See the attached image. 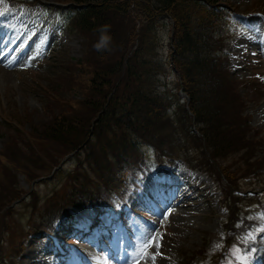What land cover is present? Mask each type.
Wrapping results in <instances>:
<instances>
[{"label":"rangeland","instance_id":"obj_1","mask_svg":"<svg viewBox=\"0 0 264 264\" xmlns=\"http://www.w3.org/2000/svg\"><path fill=\"white\" fill-rule=\"evenodd\" d=\"M40 1L54 4L66 0ZM226 1L243 14L240 17L236 14L233 21L214 23L215 26L210 31H219L220 36H215L214 32L203 48L201 44L196 47L201 46L197 50L198 56L204 60V63L200 62V66L192 70L193 63H184L183 58H191L192 54L176 56L179 61L175 62L178 63L181 79L178 78V72L173 73L167 65L177 50L173 41L178 40L168 19L153 24V29H150L147 22L140 18V13L135 11L133 24L129 25L131 20L127 19V23L122 26V31L132 30L135 33L126 56L129 59L133 55L130 63L135 72L141 75L137 85L144 92L158 94L161 97L160 104L169 113L166 112L158 119L157 128L151 135L145 133L143 139L134 138L139 144L138 151L133 153L131 150L134 156L127 159V163L135 166L139 160V167L135 166V171L120 168L127 175V184L118 193L121 197H107L104 189H101L103 204L107 208L98 203L90 210L75 213L80 219L87 215L93 218V215L104 210H119L120 226H125L120 237L109 242L111 248L106 246L109 251L111 249L114 252L112 261L102 262V254L95 255L96 251L91 250L86 252L91 259L86 257L83 264H86V259L93 264H117V257L128 261L125 264H134L141 243L149 242L151 247L147 249L148 255L139 259V264H216L231 228L229 226L226 229L225 226L234 225L237 219L242 220L245 215H249L248 218L255 226L235 237L224 264H241V255H247L248 264H256L253 259L264 257V231L260 230V226L264 227V0ZM184 9V14H192L188 5L178 7L180 12ZM236 18L238 20L234 21ZM0 19V30L6 32L3 36L0 35V155L11 153L14 159L31 168L29 171L12 169L13 178L6 179V184L15 188L13 192L22 195L13 204H10L12 192L0 182L1 258L5 264H52L46 260V253L37 252L42 244H46L48 234L58 237L57 233L47 228V212L58 213L64 210L75 195L93 199L100 195L98 189L101 182L87 162L80 164L79 169L76 164L71 163L66 164L61 172L53 170L59 149L49 147L39 139H34V146L39 145L47 153L45 155L39 151L44 158L31 159L34 157L28 147L33 146L31 139H28V143L27 139L17 135L9 128L10 125L3 122L2 116L18 123L31 138L38 137L32 133L36 132V127L50 124L51 116L48 111L60 108L51 107L53 103L47 97L52 96L57 105L63 108L66 107L65 104L58 99L81 100L87 94L90 70L85 67L82 77L76 81L72 75H68L72 78L70 85L62 90L48 92L45 86L55 84V76L62 72L56 64L57 59H68L71 63L68 65L75 67L71 65L83 57L82 39L76 33L68 34L62 30L59 34L47 36L49 40L44 42L35 31L31 32L36 22L33 19L27 20L24 14H13L5 8L3 0H0ZM25 21L29 22L26 26ZM27 27L30 29L29 35L24 41ZM48 31L44 33L47 34ZM21 43L23 45L19 47ZM42 43L44 49L40 53L30 52L34 45ZM45 58L44 66L34 64ZM50 58L53 59L48 63ZM94 58L96 59L95 55L90 56L89 63ZM113 58L110 55L106 60ZM70 59H74L73 62ZM187 64L188 79L180 73V66ZM59 79L66 82L67 77L62 72ZM190 82L191 85L188 84ZM78 86L80 91L78 95H74L73 91ZM209 86L217 89L213 104H217L222 110L220 124L229 123L234 127V131L227 129L226 141L231 149H222L221 152L220 149L210 150L213 155L219 156L217 160H211L209 154L203 151V140L192 138L181 122L183 111L190 113L186 99H181L186 94L184 90L199 92V102L204 103L214 93L209 94ZM191 130L193 132V128ZM103 143L107 145L106 142ZM117 143L111 144V150L124 152L131 149L129 143L116 147ZM154 145L159 148V154ZM182 147L184 149L181 152ZM248 153L252 156L250 162L246 158ZM160 160L163 163L159 164ZM187 166L200 168L208 177L190 171ZM0 169L3 170L1 164ZM222 169L234 172V176L231 174L234 184L226 178L227 183ZM157 172L179 183L177 193L165 194L167 204L171 199L173 206L165 204L162 209L161 203H164L165 198L160 202L156 198V193L159 192L153 185V176ZM165 180L164 183L167 182ZM135 204L136 207H133ZM236 204L237 210L231 218L229 206L234 208ZM130 210L136 214L130 213ZM142 212L145 215L143 219L139 216ZM236 213H240L237 218ZM105 217L99 214L96 221L103 222ZM130 219L133 224L129 223ZM65 222L69 225V219H65L63 223ZM39 230L43 232L39 234ZM94 232L97 233L96 229ZM69 235L72 240L68 242L75 246L80 237H75L74 232ZM39 237L43 239L39 241ZM253 248L256 249L254 253L251 251ZM63 252L65 253L60 259L72 264L69 260L76 257L75 251L66 245ZM39 257L45 260L40 261Z\"/></svg>","mask_w":264,"mask_h":264},{"label":"trees","instance_id":"obj_2","mask_svg":"<svg viewBox=\"0 0 264 264\" xmlns=\"http://www.w3.org/2000/svg\"><path fill=\"white\" fill-rule=\"evenodd\" d=\"M62 2L73 6L71 10H73L74 17L68 30L82 38L84 52L83 57L71 65L75 67L68 65L70 63L68 59L59 60L56 57L58 68L67 77L66 82L59 79L62 75L60 72L59 76H55L57 85L55 82V84H48L45 88L50 93L62 90L68 84L70 85L72 78L75 81L78 80L82 77L84 70L89 68L87 94L79 101L76 98L66 101L57 98L65 104L66 110L63 106L57 105L52 96L47 95V99L53 103L50 106L60 108L56 111L51 108V111H48L51 116L50 124L36 127V132L32 133L38 137L31 138L27 131L22 129L18 131L11 125L9 128L13 129L17 135H21L24 140L27 139L28 143H30L28 139H31L33 146L27 144L34 156L31 159L44 158L39 151L45 155L47 153V150L43 151L39 145L34 146V139H39L41 143L59 149L54 167L63 157L75 153L77 169L80 168L82 162H87L101 183L104 182L107 185L113 183L114 185L116 183L114 168L124 161L120 151L111 150L113 146L111 144L118 142L116 147L128 143L134 144V138L143 139L145 133L151 135L157 128L158 119L167 112V108L160 104L161 97L158 94L152 95L144 92L137 85L141 75L135 72L133 64L130 63L133 55L129 59L126 56V50L135 33L132 30L122 31V26L127 23V19L131 20L129 25L133 24L132 21L135 19L133 12L138 11L140 18L147 22L150 29H153V24L168 19L169 24L175 29L176 39L178 38L173 41L177 50L172 57L174 60L172 63L178 72L176 56L183 57L192 54L191 58L190 56L183 58L184 63H193L192 70L200 66V62L204 63V60L198 56L199 51L197 50L201 46L203 48L208 43L210 35L214 34L215 31L211 32L210 28H214L215 22L232 17L239 12L226 0H66ZM182 5H188L192 9V14H184L185 9L178 11V7ZM214 35L220 36L218 32ZM200 44L201 46L196 48ZM92 55H95L96 59H91L89 63L88 58ZM110 55L114 58L107 61L106 57ZM53 58L48 59V63ZM73 60L70 59L72 62ZM188 64L180 66V73L186 79H188ZM68 75H72V78ZM178 76L181 79L179 72ZM185 84L188 86L187 82ZM188 84L191 85V82ZM79 87L73 91L74 95H78ZM195 88L197 89V86ZM214 88L209 86V94L214 93L204 103L199 102V92L184 90L190 100L188 106L191 114L183 111L181 121L192 138L198 141L203 140V151L209 154L211 160H217L219 156L213 155L210 150L220 149L221 152L222 149H231L226 141L227 129L234 131L231 124H220L222 110L217 104H213L217 95V89ZM93 121L94 126L91 129ZM190 124L196 128L200 137L192 132L193 126L191 127ZM103 142L107 145H103ZM234 151L236 152V149ZM13 156L11 153L0 155V164L3 166V170L0 169V182L12 192L10 204L22 196L13 192L15 191L13 186L6 184V179L13 178L11 170L29 171L31 169L14 159ZM251 157V153L246 156L249 162ZM221 171L222 175L234 184L235 181L231 180V174L234 176V172L224 169ZM107 179L111 182H107ZM71 203L77 202L73 199ZM230 212L234 214V209Z\"/></svg>","mask_w":264,"mask_h":264},{"label":"snow or ice","instance_id":"obj_3","mask_svg":"<svg viewBox=\"0 0 264 264\" xmlns=\"http://www.w3.org/2000/svg\"><path fill=\"white\" fill-rule=\"evenodd\" d=\"M260 230L264 231V227H262ZM249 239H252V237H250ZM149 247H151V242H149V243H141V246H140V248L138 250V258L134 261V264H139V259H142L143 257L148 255L147 249ZM251 251L254 253L256 251V249L253 248ZM240 261H241V264H248L247 255H241L240 256Z\"/></svg>","mask_w":264,"mask_h":264},{"label":"bare ground","instance_id":"obj_4","mask_svg":"<svg viewBox=\"0 0 264 264\" xmlns=\"http://www.w3.org/2000/svg\"><path fill=\"white\" fill-rule=\"evenodd\" d=\"M2 17V16H1ZM1 20V19H0ZM3 20V19H2ZM1 22V21H0ZM8 29V28H7ZM3 38V37H2ZM1 39V38H0ZM168 204H170L171 206H173V200L171 201V199H169V201H168ZM168 204H166V205H168ZM42 250H44V248H41L40 250H37V252H40V251H42Z\"/></svg>","mask_w":264,"mask_h":264}]
</instances>
